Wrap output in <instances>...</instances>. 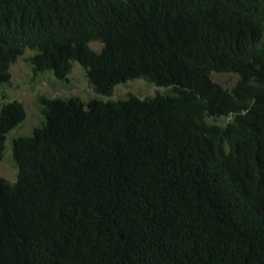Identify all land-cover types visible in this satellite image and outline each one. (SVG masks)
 Wrapping results in <instances>:
<instances>
[{
  "label": "trees",
  "instance_id": "trees-1",
  "mask_svg": "<svg viewBox=\"0 0 264 264\" xmlns=\"http://www.w3.org/2000/svg\"><path fill=\"white\" fill-rule=\"evenodd\" d=\"M27 48L97 94L164 90L42 99L0 175V264H264V0H0V83ZM25 115L0 101V160Z\"/></svg>",
  "mask_w": 264,
  "mask_h": 264
},
{
  "label": "rangeland",
  "instance_id": "rangeland-1",
  "mask_svg": "<svg viewBox=\"0 0 264 264\" xmlns=\"http://www.w3.org/2000/svg\"><path fill=\"white\" fill-rule=\"evenodd\" d=\"M94 50H100L102 43L98 40L90 42ZM33 50L27 48L11 64L10 78L8 82L0 83V101L19 100L25 108V119L16 127L12 128L5 141V149L0 160V175L11 182L17 179V167L15 166L12 152V139L19 135L29 134L31 130L43 119L42 99L53 97H76L83 102L93 97L104 100L119 99L132 92L140 97L154 95L164 87L149 83L141 78L128 80L117 84L109 95L97 94L86 71L79 61H73L72 70L67 80L58 79L51 72L35 73L32 66L26 60ZM213 79L225 88H231L238 79V74L233 72H214ZM227 119L218 118L214 120L224 123Z\"/></svg>",
  "mask_w": 264,
  "mask_h": 264
}]
</instances>
